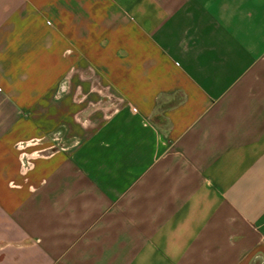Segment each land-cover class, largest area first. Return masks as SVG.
Wrapping results in <instances>:
<instances>
[{
  "label": "crops",
  "instance_id": "crops-1",
  "mask_svg": "<svg viewBox=\"0 0 264 264\" xmlns=\"http://www.w3.org/2000/svg\"><path fill=\"white\" fill-rule=\"evenodd\" d=\"M257 257L264 0H0V264Z\"/></svg>",
  "mask_w": 264,
  "mask_h": 264
},
{
  "label": "water",
  "instance_id": "water-1",
  "mask_svg": "<svg viewBox=\"0 0 264 264\" xmlns=\"http://www.w3.org/2000/svg\"><path fill=\"white\" fill-rule=\"evenodd\" d=\"M65 131L63 128L59 127L55 131L49 134V139L57 141L63 148H67V146L70 145V142L64 138ZM253 264H262V261H260V258L257 257L254 260Z\"/></svg>",
  "mask_w": 264,
  "mask_h": 264
}]
</instances>
